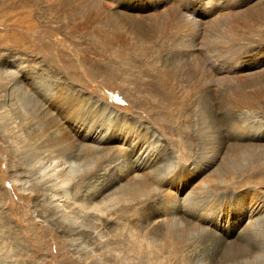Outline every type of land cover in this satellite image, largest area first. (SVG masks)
<instances>
[{
	"label": "bare ground",
	"instance_id": "6f19581e",
	"mask_svg": "<svg viewBox=\"0 0 264 264\" xmlns=\"http://www.w3.org/2000/svg\"><path fill=\"white\" fill-rule=\"evenodd\" d=\"M83 1L101 10L107 8L108 3L117 5L118 11L112 13V17L117 23H122L126 32L134 34L141 46L146 36L159 27L164 28L163 31L171 30L172 38L179 39L177 44H173L177 47L153 61L160 78H153L148 86L151 84L154 91H161L168 90L171 84H182L184 90L191 91L193 85L201 83L202 89L197 90L199 94L188 108L193 106L200 117L205 139L199 148L206 141L208 152L190 170L178 165L162 174L165 168L160 167L159 162L164 163L165 157L157 135L148 133L144 126L142 131L138 130L125 117L117 118L121 121L118 124L116 118L113 119L115 113L111 106L94 99L88 92L76 89L75 83L68 80V77L71 80L73 77L67 74L61 77L56 70L54 74L49 73L40 69L39 63L36 69L32 68L16 53H10V70L14 72L11 76L17 77L11 85H5L4 94L0 93V100H6L0 101V113H6L10 118V128L5 129L10 145L6 156L9 161H15L16 156L19 158L9 178L20 192L30 191L37 201L34 212L60 232L70 244L72 253L85 258V264H102L99 260L118 264L111 248L104 249L95 233L104 225L108 214H127L137 205L143 206L142 210L136 211L137 229L127 227L131 221L127 218L121 220L122 230L119 224L111 223L110 232L106 233L108 238L105 237V243L109 244L111 232L122 236V245L127 244L128 255L132 252L137 264H159L171 254L177 255L178 264H264V233L260 232L264 226V177L258 185L259 195L253 194L257 199L254 204L251 205L248 199L251 188L245 190L247 193L236 192L237 187L251 181L256 170L264 174V123L258 124L261 116L256 112H242L234 116L240 121L233 120L235 124L242 122V130L235 135L224 136L222 129L228 117L241 108L231 97L235 98L237 91L258 97L264 86L263 41L237 37L232 32L234 22L231 21L233 16L243 20L255 11H264V0H156L157 9L153 10L152 0H124L123 5L122 0ZM26 3L24 1L23 5ZM204 5L206 9L201 14L200 7ZM55 6L64 14L62 2ZM235 8L241 10L231 15ZM220 12H225L226 16L210 24L213 32L209 40H204V24L214 20L208 21ZM31 13L29 11L28 20L15 21L8 31L0 33V47L9 45L11 41L14 47L23 51L45 55V59H51L48 60L50 63L52 60L56 63L57 69H72L77 73L75 61L80 55L74 57L70 53L66 57L64 41L55 38L53 31L40 29L31 20ZM112 21L107 19L103 27L114 25ZM184 26L187 30L192 27L195 32L192 35L191 32L186 33ZM98 44L109 46L113 43L102 38ZM150 55L142 50L139 56L148 58ZM225 57L226 64L221 70L228 69L224 75L212 73V76H202L199 69L206 61L218 62ZM81 59H84V54ZM90 60L83 62L94 64ZM176 68L180 69L179 73L173 74ZM91 69V65H87L80 72L89 77L92 76ZM96 74L103 75L102 72ZM245 75H250V80L239 82ZM204 87H229L231 93L226 105L234 112L225 109V102L212 104L211 90ZM223 98L220 97L221 100ZM7 102L11 110L6 109ZM182 114L179 118H188ZM135 136L143 139L137 140ZM224 148L231 155L228 153L229 156L221 162L222 168L214 171L213 176L218 180L211 184L209 181L203 183L193 195H184L182 177L201 176L213 169ZM114 150L118 152L112 153ZM234 161L242 163L243 167L252 164L248 171L237 173L235 177L237 170L232 172L228 167ZM111 170L117 172L115 176ZM110 171L116 178L115 182H99L98 185L97 181ZM164 180L168 182L166 188L162 186ZM144 215L147 218L142 222ZM229 229H233L231 234ZM14 238L18 242L17 237ZM122 251V264H129L123 263L128 257L125 255L127 251Z\"/></svg>",
	"mask_w": 264,
	"mask_h": 264
},
{
	"label": "rangeland",
	"instance_id": "374dc122",
	"mask_svg": "<svg viewBox=\"0 0 264 264\" xmlns=\"http://www.w3.org/2000/svg\"><path fill=\"white\" fill-rule=\"evenodd\" d=\"M24 1L28 2L26 3V6L23 5ZM155 1L156 0H152V10L157 9V4ZM59 2H62L64 14H61L56 9L55 5ZM123 3L124 0H122V5ZM134 3L135 1L133 4ZM218 4L221 5L222 2L219 1ZM20 6H23V9ZM116 6L117 5L108 3L107 8L101 10L92 5L86 3L84 4L83 0H0V33L3 31H8L15 21L21 22L22 19L28 20L29 11H31V20L36 23L40 29L51 30L53 31L55 38H59L64 41L66 46H63V48L65 47L66 57L70 53H72L73 56L80 55L75 61L76 70L79 71L74 73L72 69H68V71L57 69L55 67L56 63L53 60L50 63L48 60L51 59H45V55L37 52L32 54L33 51L31 52L30 50L23 51L20 48L14 47L10 41L9 45L0 47V93L4 94L3 90H5V85H11L12 80L17 77L11 76V73L14 72L10 70L12 68L10 65L11 59L9 58L10 53H16L20 59L26 61V64L30 63L33 66L32 68L36 69V64L39 63V68L45 69V71L49 73L54 74L53 71L56 70L60 76L62 75L65 77L67 74L71 78L73 77L72 81L67 76L70 82L75 83L76 89L83 91L84 93L88 92V95L90 94L94 99L100 100L104 103L107 102L111 106L113 114L115 113L113 115V119L116 118L117 120V118L121 119L122 117H125L126 120L135 124V126L138 127V130H143L141 127L144 126L148 133L154 134L155 136L157 135L158 139H160L161 152L165 157L164 163H161V161L159 162V166L165 168L162 174L168 170H173L178 165H182L186 169L188 168L187 170H190L194 168V163H196V161H199L202 157H205V153L208 152L209 148V146H207L209 144L206 141L202 142L201 146V148L204 146V150L199 148L201 141L205 139V129L203 130L202 127H200L202 125L201 120L198 114L194 112L193 106L188 108L191 101H194L199 94L196 93L197 90L202 89L201 83L193 85V90L191 91L187 88L184 90L182 84H175L176 87L171 84L168 90L161 89V91H154L151 84L148 86V82L150 80L153 81V78L155 77L160 78L156 72L157 65L154 62H156L159 57L165 55L177 47L173 44H177L179 39L175 40L172 38L171 30V32L165 30L164 32V28L162 29V27H159L157 30L154 29L152 33L146 36V40H144L142 43V47L139 44V39L134 34L126 32V30L122 27V23H117L112 17L111 14L115 13L116 10L118 11ZM205 6L206 5L200 7L202 8L200 9L201 14L203 9H206ZM240 10L241 9L235 8L231 12V15L236 14ZM224 16H226V13L220 12L216 15V17L214 16V18L212 17L208 21L212 19L214 20L204 24L205 29L208 28L206 30L203 29V36L205 34L203 37L204 40L205 38L206 40H209L208 37H210L213 32L210 29V24H212L214 21L218 22V19ZM109 18L113 20L111 23L114 25H107V27L104 28L103 24H105L106 20H109ZM233 19L234 20H231L234 22V30L232 32L235 33L237 37L262 40L264 43V11H255L254 14L251 13L247 19L241 20L237 16H233ZM186 27L184 26L183 28L186 29V33L191 32L190 34L192 35V33L195 32V30L193 31L192 27L189 26L188 30ZM214 36L215 33L213 34V37ZM102 38L109 40L113 44H110L109 46L105 44H98V40L102 41ZM142 50L151 53L150 56H147L149 59L143 57V59L140 58L139 55ZM83 54L84 59H81ZM90 59H92L94 64H87L86 62H83L84 60L91 61ZM226 60L227 57L218 62L213 61V63H208L206 61L204 65L207 67L205 68L203 65V67L199 69L202 73V76H212L213 74H218V76L224 75L227 72L228 67H225L223 70L221 69L224 68ZM189 63V66H192V63ZM87 65H91L92 67L90 70L92 76L89 77L86 76L85 72H80L81 69L84 70L85 67L87 68ZM186 65H188V63ZM211 65H214V67ZM75 67H73V69H75ZM249 67L252 66L249 65ZM178 70L180 69L176 68V70H173L175 72L172 73L178 74ZM97 72H102L103 75H98L96 74ZM248 76L250 77V75ZM248 76H241L242 78H240L239 82L250 80ZM204 89L211 90V94L213 95H210L212 98V104L225 102V109L228 110V112H234L233 108L231 109L226 105L227 102H229V94L231 93L229 87H219V89H210L209 87H204ZM246 95L244 92L237 91L235 98L231 97L233 100H235L237 105H241V108L239 111L236 110L238 112L233 113V116H229L228 120L226 119L228 121L227 123L225 121V124H222L224 136L235 135L238 133V131L241 129L240 126L242 125V122L235 124L233 120L235 119L240 121L238 117L234 116L242 112H256L261 116V120L258 122V124L261 123L263 125L264 86L260 90L258 97L250 94ZM221 96L224 97L222 100L220 99ZM0 97L2 96L0 95ZM0 101L6 102L5 99H1ZM205 104L207 107L206 102ZM6 109L11 110L9 103L6 105ZM182 113L187 115V120H182V117L179 118ZM119 122L121 121H118V124ZM205 126H208V124L205 123ZM9 128V115L1 112L0 264H85V258L79 257V255L75 256L72 253L70 244L61 237L60 232L44 218L38 216L37 212H34V205H36L37 201L33 195H30V191L20 192L18 186L13 182V180L9 178L10 171L12 170V167L15 166L19 158L16 156L15 161H9V157L6 156L10 148V145L7 142L8 139L6 138V130H9ZM93 133H95V131H93ZM93 133L92 135H94ZM135 138L138 140V138L141 137L135 136ZM200 149L202 150L201 152L199 151ZM117 152L118 150L112 151V153ZM228 153L231 155V153L227 151V148H224L219 154L221 157L218 163L213 169L207 173H204V175H184V177L181 179V186L183 187V191H185L184 195L187 197L189 195H193V193L197 191V189H199V187L205 182L209 181V184H211L217 181L218 179L213 176L215 174L214 171L222 168L221 162L223 159L229 156ZM198 156L201 157L198 158ZM233 163L234 164H229L231 166L228 165V167L230 170H232V172L237 170L236 175L233 173L235 177L243 171H248L250 169L249 165L252 164L249 163L247 164V167H243L242 163L237 161H234ZM113 165L114 164H112V166ZM256 165L257 164H255V166ZM111 171L115 172V176L117 172L114 170ZM111 171L109 172L110 174L108 173L105 175L106 177L103 176L104 178H101L99 181H97L98 185L99 182L100 184L105 182H115L116 178L114 179L113 172L111 174ZM258 171L259 170H256L254 172L252 175L253 178H251L249 183H246V185L243 184L242 186L236 188V192L240 193H247L245 190L251 188L249 193L251 197H248L249 201L251 200V205L257 200L254 199V195H259L258 185L260 184L262 176L264 177V174H261ZM263 172L264 171L262 170V173ZM211 178H213V181ZM164 181L162 186L166 188L168 186V182L166 180ZM80 187H82V185H80ZM26 188H28V185ZM102 206V208L105 207L104 205ZM107 206H110V203H108ZM142 207L137 205L136 207L129 209L127 214L122 212H112L111 214H108V218H104V225H101V227H99V231L95 233L99 241L103 244L102 247H104V249L111 248L113 253L112 256L118 260V264H122V249L127 251L125 255L128 257L127 259H124L123 263L129 262V264H137L138 260L134 257L135 255L132 252L129 254L131 256L128 255L127 249L129 247L127 244H123L124 247H122V236L118 237L116 232L110 233L109 239L112 238V240H110L111 244H106V233L110 232L111 223L117 225L119 224L120 229L122 230V221L126 220L127 218L131 219V221L127 224V227L132 230L137 229V224H135L138 220L136 211H138V209L142 210ZM262 216L264 218V214ZM146 218L147 216L144 215L142 217L143 220L141 221L143 222ZM262 222H264V219ZM232 231L233 229H229L228 233L231 234ZM260 232L262 234L264 233V226L261 228ZM14 237H17L18 242H16ZM113 248H116L118 251L116 249L113 250ZM35 255L36 257L34 258ZM130 258H134V260ZM99 261L102 264H113L107 261ZM178 262L179 258L177 255L171 254V256L167 257L159 264H178Z\"/></svg>",
	"mask_w": 264,
	"mask_h": 264
}]
</instances>
